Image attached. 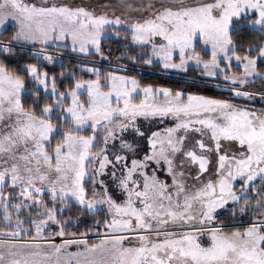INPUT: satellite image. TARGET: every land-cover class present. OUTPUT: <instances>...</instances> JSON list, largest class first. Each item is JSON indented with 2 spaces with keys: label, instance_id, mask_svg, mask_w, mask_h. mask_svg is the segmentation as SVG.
Here are the masks:
<instances>
[{
  "label": "snow or ice",
  "instance_id": "obj_1",
  "mask_svg": "<svg viewBox=\"0 0 264 264\" xmlns=\"http://www.w3.org/2000/svg\"><path fill=\"white\" fill-rule=\"evenodd\" d=\"M0 37V264H264V0H0Z\"/></svg>",
  "mask_w": 264,
  "mask_h": 264
},
{
  "label": "trees",
  "instance_id": "obj_2",
  "mask_svg": "<svg viewBox=\"0 0 264 264\" xmlns=\"http://www.w3.org/2000/svg\"><path fill=\"white\" fill-rule=\"evenodd\" d=\"M10 31V28H9ZM3 38V37H0ZM105 48L109 47V44L105 43ZM113 48L116 47V45L113 43L111 45ZM65 64L70 66L76 62V58L72 57L69 59V54L65 53ZM91 59V58H90ZM49 71H59V67L53 68L52 66H49ZM137 72L142 79L144 83H154V84H163L166 86H171L174 88H182L185 91H192L201 93L204 95H214L216 92H222L225 93L223 90H219L215 88L214 86L210 85L208 81L212 79H208L205 76L201 74V69L198 68H187L184 71L178 72V73H167L166 71H162L159 64H154L153 66H144L140 67L137 66ZM132 74V73H130ZM214 80H217V77L214 78ZM213 81V80H212Z\"/></svg>",
  "mask_w": 264,
  "mask_h": 264
},
{
  "label": "rangeland",
  "instance_id": "obj_3",
  "mask_svg": "<svg viewBox=\"0 0 264 264\" xmlns=\"http://www.w3.org/2000/svg\"><path fill=\"white\" fill-rule=\"evenodd\" d=\"M10 31H11V28H10ZM233 65H234V69L233 70H236L235 69V62H233ZM190 67H192V68H197L196 66H195V64H190L189 66H188V68H190ZM198 69H201V68H198ZM181 71H184V70H175V69H170V70H167L166 72L167 73H170V74H172V73H178V72H181ZM201 74H202V69H201ZM203 75V74H202ZM203 76H205V75H203ZM206 78H208L209 80L210 79H212V80H210V81H208L207 80V82L210 84V85H212V86H214L215 88H217V89H223V84H224V82H223V80L221 79V78H218L217 77V80H214V78L215 77H208V76H205ZM217 85H220V87H217Z\"/></svg>",
  "mask_w": 264,
  "mask_h": 264
},
{
  "label": "flooded vegetation",
  "instance_id": "obj_4",
  "mask_svg": "<svg viewBox=\"0 0 264 264\" xmlns=\"http://www.w3.org/2000/svg\"><path fill=\"white\" fill-rule=\"evenodd\" d=\"M250 88H258L259 87V84H256V85H249ZM220 90V89H219ZM223 90V89H221ZM228 93L225 92V93H222V92H216L214 93V95H208V96H216V97H222V96H227ZM240 103H247V101H239ZM261 105L259 103L256 104V107H260Z\"/></svg>",
  "mask_w": 264,
  "mask_h": 264
}]
</instances>
